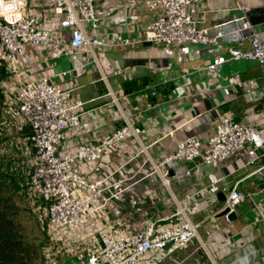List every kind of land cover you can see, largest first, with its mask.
<instances>
[{"label": "built area", "instance_id": "2783aa9c", "mask_svg": "<svg viewBox=\"0 0 264 264\" xmlns=\"http://www.w3.org/2000/svg\"><path fill=\"white\" fill-rule=\"evenodd\" d=\"M203 0H143L142 5L152 15L141 40L155 46L190 45L206 51H218L206 65L213 73L234 60L254 61L264 76V41L252 28L241 10L229 20L211 27H201L193 19L189 7ZM264 4V0H258ZM33 7V8H32ZM100 26L94 0H0V53L16 86V115L29 128L25 143L35 152L36 162L29 176V186L46 208L45 228L49 248L45 249L44 264H159L166 256L197 241L209 252L199 236L200 223L193 221L184 203L197 201L203 191L186 194L182 201L171 197L175 224L157 228V220L146 223L134 233L112 229L105 211L109 201L118 197L129 185L117 189L134 175L115 180L128 165L144 156L139 168L154 176L170 192V181L199 173L202 166L216 167L260 137L264 129L236 122L228 116L217 119L213 134L205 141L188 135L179 141L175 150L158 161L148 155L130 117L119 106L107 78L101 70L96 49L117 45L128 47L138 43L130 36L118 42H104L96 31ZM47 52L55 59L69 58L85 50L98 73V81L120 117L121 125L109 136L90 144H80L72 150L59 148L72 135L85 130L81 121L82 102L72 99V89L51 82L45 72L34 79L24 59L26 48ZM71 71H74L73 69ZM69 72V71H67ZM67 72L59 73L60 81ZM229 86H241L238 74L227 79ZM153 95V93L151 94ZM131 143L134 151L114 169L92 177L83 167L93 165L112 151ZM252 160L248 159L247 164ZM264 167L254 173H260ZM169 171L172 175H169ZM111 192L108 196L107 194ZM224 209L235 212L249 194L233 187L223 189ZM172 217V215H171ZM229 222L226 216L222 217ZM257 218L264 223V209ZM213 263L211 255H207ZM242 262L239 258L233 261ZM254 264H264V247L258 250Z\"/></svg>", "mask_w": 264, "mask_h": 264}, {"label": "crops", "instance_id": "0c3cea01", "mask_svg": "<svg viewBox=\"0 0 264 264\" xmlns=\"http://www.w3.org/2000/svg\"><path fill=\"white\" fill-rule=\"evenodd\" d=\"M142 1L94 0L100 17L96 33L102 41L118 42L126 36L138 41L128 47L96 49V53L110 90L122 111L130 117L143 145L148 146L151 159L158 161L171 154L177 143L188 135L205 141L223 115L264 129V76L258 65L251 60H234L210 74L205 67L218 51L190 45H146L141 38L152 13L143 7ZM239 9L264 41V4L258 0H203L190 6L189 12L199 26L211 27L229 20ZM24 59L31 70L27 79L45 72L61 88L71 87L72 99L82 102L80 113L85 130L70 136L60 151L94 143L121 125L85 50L69 58L55 59L47 52L27 47ZM61 72L68 73L64 81L59 79ZM235 74L239 75L241 86L227 84V79ZM132 151L131 143L126 142L124 147L82 169L97 177L125 161ZM143 158L132 161L115 179L134 175L132 181L116 186L120 189L130 184L120 196L111 198L105 211L113 230L134 233L154 220L158 221L157 228L175 224L177 218L173 216L175 207L170 194L182 201L186 194L202 190L204 193L197 201L184 203L191 219L200 223L202 243L220 262L233 256L234 261L242 260L234 264H254L258 250L264 247V223L257 218L258 209H264V168L259 174H253L264 167V132L253 144L216 167L202 166L199 173L190 177L172 179L171 193L156 177L147 176V171L139 168ZM248 159L252 160L251 164H247ZM233 187L249 196L236 208V219L225 222L217 210L222 204L223 189ZM199 250H202L200 245L193 241L159 264H202Z\"/></svg>", "mask_w": 264, "mask_h": 264}, {"label": "rangeland", "instance_id": "374dc122", "mask_svg": "<svg viewBox=\"0 0 264 264\" xmlns=\"http://www.w3.org/2000/svg\"><path fill=\"white\" fill-rule=\"evenodd\" d=\"M33 8V7H32ZM7 69L0 53V66ZM16 86L12 77L0 84V172L15 188L14 201L26 239L34 245L45 241L46 208L34 190L29 189L28 179L36 162L34 150L20 141L19 128L22 122L16 115ZM209 251V250H208ZM207 255H211L213 263ZM213 252L198 251L202 264H232L234 257L227 261L216 260Z\"/></svg>", "mask_w": 264, "mask_h": 264}, {"label": "trees", "instance_id": "16d2710c", "mask_svg": "<svg viewBox=\"0 0 264 264\" xmlns=\"http://www.w3.org/2000/svg\"><path fill=\"white\" fill-rule=\"evenodd\" d=\"M10 75L1 65L0 84ZM0 96L3 100L1 91ZM19 131L20 141L25 143L24 139L29 134V128L22 125ZM29 189L31 190L30 186ZM14 194L15 188L12 183L8 182L0 172V264H44L45 249L49 248L47 233H45V241L40 245H34L26 239L19 219L20 209L15 204Z\"/></svg>", "mask_w": 264, "mask_h": 264}, {"label": "water", "instance_id": "95a60500", "mask_svg": "<svg viewBox=\"0 0 264 264\" xmlns=\"http://www.w3.org/2000/svg\"><path fill=\"white\" fill-rule=\"evenodd\" d=\"M151 43L147 42L146 45H150ZM169 175H172V172L169 171ZM221 201H224V195L221 197ZM220 217L226 216L229 222H232L236 219V213L235 212H229L228 209H224L222 212L219 213Z\"/></svg>", "mask_w": 264, "mask_h": 264}]
</instances>
